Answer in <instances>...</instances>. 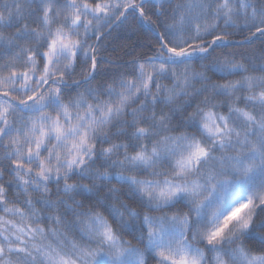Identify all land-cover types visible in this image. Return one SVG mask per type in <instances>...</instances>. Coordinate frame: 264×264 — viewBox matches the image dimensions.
<instances>
[{"label":"snow or ice","instance_id":"snow-or-ice-1","mask_svg":"<svg viewBox=\"0 0 264 264\" xmlns=\"http://www.w3.org/2000/svg\"><path fill=\"white\" fill-rule=\"evenodd\" d=\"M149 260L264 264V0H0V264Z\"/></svg>","mask_w":264,"mask_h":264},{"label":"trees","instance_id":"trees-1","mask_svg":"<svg viewBox=\"0 0 264 264\" xmlns=\"http://www.w3.org/2000/svg\"><path fill=\"white\" fill-rule=\"evenodd\" d=\"M113 37H110L108 41L110 45L108 55L119 56L122 60L125 61H130L142 55H152V52L149 48L151 37L145 35L141 31L117 30L113 33ZM113 47L116 48L115 53H112L111 51V48ZM256 47H258V45ZM213 79L222 82L221 78L218 76H213ZM165 82L167 83V81ZM240 106L242 107L243 104H241ZM222 111L226 112V109H222ZM84 182L87 183V181ZM133 206L135 207V205ZM124 238L132 240L133 244L137 243V241L132 239V237L127 233L124 234ZM149 264H155V262L153 260H149Z\"/></svg>","mask_w":264,"mask_h":264}]
</instances>
